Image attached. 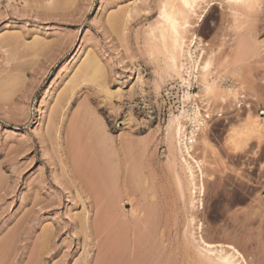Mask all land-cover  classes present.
I'll use <instances>...</instances> for the list:
<instances>
[{
  "label": "rangeland",
  "instance_id": "rangeland-1",
  "mask_svg": "<svg viewBox=\"0 0 264 264\" xmlns=\"http://www.w3.org/2000/svg\"><path fill=\"white\" fill-rule=\"evenodd\" d=\"M209 2L197 35L223 90L212 106L198 102L211 117L194 138L206 164L195 213L182 153L168 138L184 88L159 75L170 64L159 38L165 0H0V264H202L200 237L264 264V175L255 163H264V124L244 132L248 118H264V0L198 4ZM149 28H160L153 56ZM94 60L101 69L90 79ZM234 129L244 133L240 153L227 143L238 142ZM71 170L93 192H77Z\"/></svg>",
  "mask_w": 264,
  "mask_h": 264
},
{
  "label": "bare ground",
  "instance_id": "bare-ground-1",
  "mask_svg": "<svg viewBox=\"0 0 264 264\" xmlns=\"http://www.w3.org/2000/svg\"><path fill=\"white\" fill-rule=\"evenodd\" d=\"M236 1V0H235ZM164 2V1H163ZM168 2V8H167V14L165 15V13L163 11H161V14L163 16V22L161 27V35H160V41L162 42V45L161 47H164L168 52V54L166 53L167 57L169 55V63L167 68L165 67V65H163L165 67L166 70L162 71L159 75L161 78H173V77H177L180 81V83L182 84V87L184 88V92H183V108L181 110V112L178 114V115H173L170 120H169V125H168V129H169V137L170 138L169 140L171 142H173V140L175 141L174 143H171V144H176V146H178L179 148V151L182 153V161H183V171L185 173L184 177H187V182L186 184L188 183V187L187 190H188V194H190V197H189V206L192 207V209L194 210L195 212V209H197L198 211L201 210L203 208V202H204V196H205V177H206V174H205V171H204V166H206L205 162L202 160H200L199 158L197 159L195 154L193 153V146H194V138L196 137L198 131H201L204 127L207 126V123H208V119H210L211 117V113L207 111V113L205 115L202 114V111H201V106L199 105V101L202 102V103H205V100H207V103H209V105H211L212 103H210L212 101V99L214 97L217 96L218 93H220L222 89V87H220L218 81L217 80V76L215 77V71L212 70V59L211 58H206V59H203L205 58L204 57V53H205V47L203 45V43L199 40L198 38V35H197V27L199 26V24L202 22L208 8L211 6V2L207 3L206 6L204 7H201L200 4H198L199 0H194V3H193V6L190 7V8H185L183 3H182V0H167ZM165 4V3H164ZM163 4V6H164ZM200 5V6H199ZM162 6V8H163ZM203 6V5H202ZM129 17V16H128ZM199 18V19H198ZM160 27V25L158 26ZM160 28H158L157 30H159ZM155 30V29H154ZM153 29H148L147 30V33L148 35L150 36L152 42L150 43L152 46V48H150L151 50L154 49L155 50V47H156V42L154 43V41H156L157 39L159 40V38L156 39V37L154 36L156 31H154ZM145 31V30H144ZM160 32V31H159ZM146 33V34H147ZM147 35V36H148ZM149 38V37H148ZM158 42V41H157ZM160 42V43H161ZM242 43L239 42L238 45H240ZM155 45V46H153ZM154 47V48H153ZM239 48H241V46H238ZM159 48V47H158ZM157 48V50H158ZM238 48V49H239ZM156 50V51H157ZM161 50V49H160ZM159 51H157L156 53H158ZM162 52V51H161ZM241 54H242V50L240 51ZM152 53V54H151ZM151 55L153 56V50L151 51ZM239 53V52H238ZM165 54V53H164ZM163 54V55H164ZM240 54V53H239ZM150 55V56H151ZM151 56V57H152ZM158 56V55H157ZM238 56V54H237ZM240 56V55H239ZM96 58V57H95ZM166 58V57H165ZM76 59V58H74ZM167 59V58H166ZM93 60V59H92ZM97 60V59H96ZM91 61V60H90ZM89 61V63H90ZM168 61V59H167ZM87 63V64H89ZM91 64V69L92 70H89L88 67L90 66ZM89 64V66L86 68L85 67V64H84V67L86 69H88L89 71H92L91 72V77H89L90 79H92L94 77V75L97 73V71H99L101 68L99 67V63L98 61H92L91 63ZM99 69V70H98ZM160 69V68H159ZM163 69V68H161ZM83 70L84 68L81 70V72L83 73ZM88 70L86 72H88ZM80 72V73H81ZM101 73V72H100ZM99 73V74H100ZM156 73V71H155ZM85 74V73H84ZM83 74V75H84ZM82 75V76H83ZM90 74H86V76ZM157 75V73H156ZM85 76V78H86ZM96 76V75H95ZM96 79V77H95ZM94 79V80H95ZM196 84L200 87L201 90H199L202 94H197V95H194L192 93V89L196 86ZM158 89V87H157ZM155 90H156V87H155ZM235 93V92H234ZM233 93V94H234ZM236 94V93H235ZM219 96V95H218ZM217 96V97H218ZM223 96V94H222ZM231 97V96H230ZM237 97V96H236ZM221 98V97H220ZM217 99V98H216ZM215 99V100H216ZM235 99V98H234ZM238 100V98H237ZM203 105V104H202ZM240 105V102L238 101L237 104H235L236 107H238ZM212 106V105H211ZM212 112V111H211ZM57 114V113H56ZM220 114V113H218ZM260 116V115H259ZM252 117V118H248L247 120V124H246V127H245V131L246 134H252L255 130H259L261 131L260 129L262 128L263 124H264V118L262 119H259L260 117ZM56 117V116H55ZM57 118V117H56ZM55 118V119H56ZM54 119V120H55ZM55 124V123H54ZM53 124V125H54ZM52 125V126H53ZM55 126V125H54ZM57 127V126H55ZM58 128V127H57ZM264 128V127H263ZM53 129V128H52ZM51 129V130H52ZM167 129V130H168ZM55 130V129H54ZM58 131V130H56ZM54 132V131H53ZM59 132V131H58ZM202 132V131H201ZM242 132V131H241ZM168 133V132H167ZM239 133V132H238ZM168 135V134H167ZM244 133H240V134H237L238 138H236L235 141H238L236 142V145H239V140L241 138V136H243ZM73 136V135H72ZM235 135V137H237ZM74 137V136H73ZM240 137V138H239ZM202 138V137H201ZM249 138V137H248ZM234 139V138H232ZM175 147V145H174ZM174 149V148H173ZM176 149V147H175ZM73 151V149H72ZM71 151V152H72ZM73 154V153H72ZM76 153H74L75 155ZM73 155V156H74ZM75 157V156H74ZM65 165V164H64ZM213 166V165H212ZM79 167V166H78ZM206 168V167H205ZM69 169H72V168H69ZM182 169V168H181ZM78 170H80V168H78ZM76 171V170H75ZM75 171H70V173L67 175L69 180H70V183H72V185L74 184V186H76V181L77 179H79V175L77 177V173ZM67 173L69 172L66 171ZM75 172V173H74ZM65 173V172H64ZM80 173V171L78 172V174ZM183 173V172H182ZM66 174V173H65ZM85 176V175H84ZM83 176V177H84ZM98 177V176H97ZM88 178V177H87ZM91 178H93L91 176ZM104 178V177H103ZM83 179V178H82ZM81 180L80 182V187L79 186H76V190L77 192H82V191H87L89 188H91V191L93 188V185L90 186L88 185L87 187L84 186L85 183ZM105 179V178H104ZM103 179V183H104V180ZM180 179V178H179ZM79 180V181H80ZM90 180V179H89ZM101 178L98 179V181H100ZM186 180V179H185ZM87 181V180H86ZM97 181V180H96ZM97 181V182H98ZM91 182V180H90ZM94 182V181H93ZM101 182V181H100ZM180 182V180H179ZM178 183V182H177ZM181 183V182H180ZM179 183V184H180ZM118 184V182H117ZM97 185V183L95 184ZM108 185V184H107ZM106 185V186H107ZM105 187V184L103 185ZM122 186V185H121ZM180 187H184V185H179ZM102 188V186L100 187ZM120 188V187H118ZM182 189V188H180ZM98 190V189H97ZM96 190V192H97ZM103 190V189H102ZM184 190V189H183ZM99 191V190H98ZM101 191V189H100ZM104 191H105V188H104ZM93 192V191H92ZM91 192V193H92ZM103 192V191H102ZM83 193V192H82ZM81 193V194H82ZM90 193V194H91ZM95 193V192H94ZM121 193V192H120ZM97 194V193H96ZM99 194V193H98ZM129 196H130V193H128ZM127 194V195H128ZM78 195V194H77ZM83 195V194H82ZM126 195V194H125ZM94 196H97V195H94ZM99 196V195H98ZM189 196V195H188ZM100 197V196H99ZM97 197V199L99 198ZM128 197V196H126ZM79 198V197H78ZM101 198V197H100ZM120 199V198H119ZM85 200V199H84ZM121 200V199H120ZM128 200V198H127ZM100 202V201H99ZM102 202V201H101ZM122 202V201H121ZM120 202V203H121ZM84 204V203H83ZM98 205V203H97ZM100 207V206H98ZM133 208H131L132 210ZM193 210H190V211H193ZM196 210L195 213H198V211ZM84 211H85V222H86V227H87V230L89 229H92L93 226V223L95 224V221L93 223H91V218H90V210L88 209H85L84 208ZM100 211V210H99ZM102 211V210H101ZM108 211V210H107ZM106 211V212H107ZM153 212V210H151ZM150 211V213H152ZM105 212V211H104ZM104 212L103 213V217L102 219H104V217L107 215H104ZM105 212V213H106ZM145 212V211H144ZM101 213V214H102ZM124 213V212H122ZM132 213V212H131ZM140 213V212H139ZM149 212L147 213V217H149L151 214ZM110 214V213H109ZM120 214V213H119ZM119 214H114L115 216L119 215ZM125 214V213H124ZM150 214V215H149ZM193 214V212H192ZM99 215V213H98ZM114 215L112 217V219H114ZM123 215V214H122ZM134 215V213H133ZM136 215V214H135ZM134 215V216H135ZM196 214H193V215H190L192 216L191 218V221L190 222H195L196 221V217H195ZM97 216V215H96ZM111 216V215H109ZM121 216V215H120ZM118 217V218H121V217ZM197 216V215H196ZM146 217V218H147ZM153 217V216H152ZM151 217V218H152ZM100 218V216H99ZM98 216H97V219L99 220ZM142 218V217H141ZM108 219V216L107 218L104 219V221ZM149 219V218H148ZM147 219V220H148ZM198 219V218H197ZM96 220V219H95ZM98 220L97 223H98ZM115 220V219H114ZM117 220V219H116ZM120 220V219H119ZM137 220V218H136ZM190 220V219H189ZM83 221H84V218H83ZM113 221V220H112ZM123 221V220H122ZM120 221V223L122 222ZM131 221V220H130ZM137 221H140V220H137ZM153 222V220H150ZM149 221V222H150ZM83 222V223H85ZM109 222V220H108ZM107 222V223H108ZM144 221H142L143 223ZM146 222V221H145ZM148 222V221H147ZM151 222V225L153 224ZM197 222V221H196ZM100 223V221H99ZM102 223V221H101ZM104 223V222H103ZM133 223H135V220L133 221ZM191 223V224H192ZM110 224V222H109ZM108 224V225H109ZM129 224V223H128ZM136 224H138L136 222ZM136 224H133L134 225V228H135V231L137 228L139 227H135ZM140 224H141V221H140ZM145 224V223H144ZM148 224V223H147ZM196 224V223H195ZM102 225V224H101ZM107 224H105L106 226ZM123 226L126 225V224H122ZM132 225V224H131ZM139 225V224H138ZM146 225V224H145ZM149 225V224H148ZM97 226V225H96ZM103 226V225H102ZM121 226V224H120ZM118 226L121 230V227ZM137 226V225H136ZM147 226V225H146ZM144 226V227H146ZM153 227L155 226L154 224L152 225ZM196 226V225H194ZM193 226V228H194ZM107 227V226H106ZM128 227V226H127ZM126 227V228H127ZM144 227H142L141 225V228L143 229ZM148 227V226H147ZM153 227H150L149 228H153ZM147 228V230L149 231L150 233V230ZM197 231H201L202 230V225H201V222L197 224ZM97 229V228H96ZM106 229V228H105ZM105 229H102L100 228L99 231H103ZM123 229V228H122ZM146 229V228H145ZM156 229V228H155ZM124 230V229H123ZM127 230V229H126ZM126 230H124V232H126ZM146 230V231H147ZM191 230V229H190ZM196 230V229H195ZM96 231V230H95ZM129 231V230H128ZM138 231V230H137ZM139 231H140V228H139ZM144 231V230H143ZM154 231V229H153ZM193 231V229H192ZM104 232V231H103ZM103 232H100V233H103ZM134 232V230L132 231ZM127 233V232H126ZM129 233V232H128ZM127 233V234H128ZM97 234V233H96ZM99 234V233H98ZM135 233H133L134 235ZM192 234V233H191ZM129 235V234H128ZM201 236V235H200ZM199 236V237H200ZM129 237V236H128ZM135 237V236H134ZM198 237V238H199ZM136 238V237H135ZM134 238V239H135ZM133 239V238H132ZM133 239V240H134ZM9 240V239H8ZM7 240V241H8ZM187 240V239H186ZM200 242L201 243V246H202V249L204 251V254L203 252L199 254V256H201V254H203L202 256V259L204 257V259L206 260L205 262L203 263H207V264H248V261H246V259L244 258V256L242 255L241 252H239V249H236L237 247L231 245V247H229V245H225L224 244V247L223 248H210L208 247L209 244H212V243H208L207 241H204L203 237H200L199 238ZM12 241V240H11ZM132 241V240H131ZM5 243L6 240L4 241ZM118 243V241H115V243ZM128 242V240H127ZM130 242V241H129ZM138 241H135V243L137 244ZM114 243V244H115ZM8 244V243H7ZM129 244V243H127ZM134 244V243H133ZM135 244V246H137ZM4 245V244H3ZM6 245V244H5ZM4 245V246H5ZM147 245L148 247V244H145ZM144 245V246H145ZM151 244H149L150 246ZM154 245V244H153ZM216 245H219V244H216ZM4 246H1V249L2 247L5 249L6 247ZM10 247V245H8ZM116 247V244L113 245ZM112 246V249H114ZM133 246V245H132ZM139 246L140 243H139ZM118 247V246H117ZM129 247V245H128ZM134 247V246H133ZM151 247V246H150ZM153 247V246H152ZM138 246L136 247V249L134 250V252L138 250ZM149 248V247H148ZM148 248H147V251H148ZM201 248V247H200ZM235 249V251H233L232 249ZM9 249V248H8ZM111 249V251H112ZM131 249V248H130ZM141 249V248H139ZM143 249V248H142ZM145 249V248H144ZM150 249V248H149ZM152 249V248H151ZM195 249V248H194ZM117 250V249H116ZM121 250V249H120ZM131 250V251H133ZM198 250V249H197ZM196 250V252H197ZM201 250V249H200ZM110 252V250H107ZM107 251H103L102 253L104 254V252L106 253V256H107ZM114 251V250H113ZM119 251V250H118ZM122 251V250H121ZM140 251V250H139ZM143 251V250H141ZM2 252V251H1ZM0 252V253H1ZM108 252V253H109ZM128 250L126 251L125 250V253H127ZM149 252V251H148ZM112 253V252H110ZM114 253V252H113ZM116 253V252H115ZM118 253V252H117ZM116 253V254H117ZM123 253V252H122ZM124 253V254H125ZM133 253V252H132ZM122 254V255H124ZM131 254V253H129ZM141 254V253H140ZM4 255V254H2ZM8 255V252L7 254ZM112 254H110L109 256H111ZM121 255V256H122ZM136 255V254H135ZM134 255V256H135ZM100 256V255H99ZM99 256H98V259H99ZM114 256V255H113ZM120 255L118 256V258L121 257ZM127 256V255H126ZM3 257V256H2ZM102 257V255H101ZM105 255L102 257L101 260L105 259L104 258ZM115 257V256H114ZM113 257V258H114ZM124 258H127L125 256H123ZM137 257V256H136ZM135 259H139V258H136ZM192 257V256H191ZM106 258H109V257H106ZM116 258V257H115ZM122 258V257H121ZM121 258L119 260H121ZM195 258V257H194ZM1 259V258H0ZM6 259V258H5ZM100 259L98 261H100ZM117 259V258H116ZM114 259V260H116ZM200 259V258H199ZM203 259V261H204ZM109 260V259H108ZM112 260V259H111ZM123 260V258H122ZM130 260V258L128 259ZM132 260V259H131ZM134 260V259H133ZM141 259H139L138 261H140ZM195 260V259H194ZM104 261V260H103ZM118 261V260H117ZM116 261V262H117ZM200 261V260H199ZM86 262V261H84ZM83 262V263H84ZM105 262V261H104ZM125 262V261H124ZM127 262V263H126ZM125 264H129L128 261L126 260ZM135 263V261H132ZM131 262V263H132ZM142 262V261H141ZM201 262V261H200ZM199 262V263H200ZM102 264V262H100ZM110 262H106V264ZM111 263H113L111 261ZM121 263L120 261L117 262V264ZM130 263V264H131ZM202 263V264H203ZM97 264V262H96ZM104 264V263H103ZM114 264V263H113ZM124 264V263H122ZM201 264V263H200Z\"/></svg>",
  "mask_w": 264,
  "mask_h": 264
},
{
  "label": "snow or ice",
  "instance_id": "snow-or-ice-1",
  "mask_svg": "<svg viewBox=\"0 0 264 264\" xmlns=\"http://www.w3.org/2000/svg\"><path fill=\"white\" fill-rule=\"evenodd\" d=\"M182 3H183L185 8H190L193 6L194 0H182ZM168 6H169L168 2H167V0H165V4L162 8V11L165 13V15L167 14ZM238 131H239V129H234L232 133H229V136L234 137ZM227 143L234 145V151L236 153H240L242 151V146L236 145L233 139H229ZM261 160H264V154H261ZM255 163H256V166L260 169L261 175H264V163H260L259 161L255 162ZM208 247H210V248H223L224 244H219V245L209 244ZM229 247H231V245H229ZM232 250L235 251L234 248Z\"/></svg>",
  "mask_w": 264,
  "mask_h": 264
}]
</instances>
